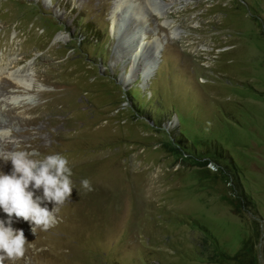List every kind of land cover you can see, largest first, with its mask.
I'll use <instances>...</instances> for the list:
<instances>
[{
    "label": "rangeland",
    "instance_id": "1",
    "mask_svg": "<svg viewBox=\"0 0 264 264\" xmlns=\"http://www.w3.org/2000/svg\"><path fill=\"white\" fill-rule=\"evenodd\" d=\"M157 2L0 0V128L74 188L3 264H264V0Z\"/></svg>",
    "mask_w": 264,
    "mask_h": 264
},
{
    "label": "clouds",
    "instance_id": "2",
    "mask_svg": "<svg viewBox=\"0 0 264 264\" xmlns=\"http://www.w3.org/2000/svg\"><path fill=\"white\" fill-rule=\"evenodd\" d=\"M13 129L0 128V140L10 138L14 149L0 152V161L11 163L8 172L0 170V264L5 257L17 259L24 255L28 242L24 230L14 228V218L29 222L30 230L37 227L47 229L54 221L57 207L72 196V170L66 156L60 153L44 154L39 157L35 149L21 147L12 138ZM210 168L215 166L209 162ZM81 187L91 191V182L81 180ZM78 194V189H76ZM49 203L52 204L49 209Z\"/></svg>",
    "mask_w": 264,
    "mask_h": 264
},
{
    "label": "bare ground",
    "instance_id": "3",
    "mask_svg": "<svg viewBox=\"0 0 264 264\" xmlns=\"http://www.w3.org/2000/svg\"><path fill=\"white\" fill-rule=\"evenodd\" d=\"M148 3H150L149 5H151V7H153V9L155 8V6H157L158 2L157 0H147ZM164 9V6L162 7V10ZM161 10V9H160ZM132 11L134 13H132V16H133V19H134V22H136V24H140V18L139 16L143 13V12H147L148 11V8L146 6H135V7H132ZM163 14V12L161 13ZM152 49H153V44H152ZM146 49V48H145ZM151 48H149V50L151 51L152 50ZM151 58V54H150V57ZM153 58V57H152ZM148 63H149V59H148ZM21 78H24V79H19L20 81L19 82H22V83H25L26 85V78L25 77H21ZM27 86V89L30 90V85H26Z\"/></svg>",
    "mask_w": 264,
    "mask_h": 264
},
{
    "label": "trees",
    "instance_id": "4",
    "mask_svg": "<svg viewBox=\"0 0 264 264\" xmlns=\"http://www.w3.org/2000/svg\"><path fill=\"white\" fill-rule=\"evenodd\" d=\"M181 133H182V132H181ZM181 133H180V136H183Z\"/></svg>",
    "mask_w": 264,
    "mask_h": 264
}]
</instances>
